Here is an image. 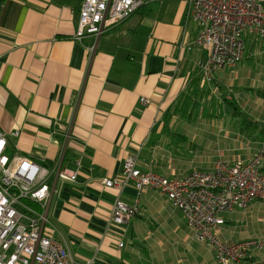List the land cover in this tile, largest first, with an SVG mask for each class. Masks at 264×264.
Here are the masks:
<instances>
[{"label":"crops","instance_id":"1","mask_svg":"<svg viewBox=\"0 0 264 264\" xmlns=\"http://www.w3.org/2000/svg\"><path fill=\"white\" fill-rule=\"evenodd\" d=\"M81 2L0 0L7 155L49 168L63 158L65 169L78 171L76 183H56L48 210L54 240L76 264H217L158 191L119 192L103 179L120 175L129 156L168 179L210 172L219 159L253 158L264 143V38L247 35L244 60L208 80L188 0H146L99 37L92 55L95 37H76ZM116 197L128 206L139 201L122 229L111 224ZM262 204L223 215L220 239L264 243ZM243 264H264V245Z\"/></svg>","mask_w":264,"mask_h":264},{"label":"built area","instance_id":"2","mask_svg":"<svg viewBox=\"0 0 264 264\" xmlns=\"http://www.w3.org/2000/svg\"><path fill=\"white\" fill-rule=\"evenodd\" d=\"M145 2L82 0L77 39L95 37L96 42L88 48L92 55L99 37L127 21ZM188 2L187 18L200 27L193 46L206 54L200 68L208 80L220 69H234L244 60L247 35L264 38V0ZM140 102L148 105L150 100L142 98ZM8 145V135L0 129V264H76L67 249L53 240L56 229L48 210L56 183H75L78 171L64 169L63 158L49 169L18 152L9 156ZM138 165V157L129 156L121 174L103 179V184L119 192L129 185L139 192L158 191L182 213L196 242L210 247L217 264H243L250 250L263 248L259 240L222 241L218 231L226 223L223 215L264 203V143L248 161L219 159L210 172L195 171L183 178H164L142 171ZM139 211V201L128 206L116 197L111 224L121 229Z\"/></svg>","mask_w":264,"mask_h":264},{"label":"rangeland","instance_id":"3","mask_svg":"<svg viewBox=\"0 0 264 264\" xmlns=\"http://www.w3.org/2000/svg\"><path fill=\"white\" fill-rule=\"evenodd\" d=\"M79 12H80V10H79ZM79 15H80V13H79ZM80 17V16H79ZM223 120V119H222ZM9 146V145H8ZM36 163V162H35ZM37 164V163H36ZM39 165V164H38ZM41 166V165H40ZM62 166H63V162H62ZM81 166V165H80ZM43 167H45V166H43ZM47 168H49V167H47ZM63 168H64V166H63ZM49 169H51V168H49ZM65 169V168H64ZM68 170V169H67ZM78 179V178H77ZM76 183V182H75ZM262 203V202H261ZM263 206H264V204H262ZM117 228V227H116ZM118 229H120V228H118ZM122 229V228H121ZM53 240H54V238H53ZM55 241V240H54ZM56 242V241H55ZM59 244V243H58ZM62 246V245H61ZM68 251V250H67ZM69 252V251H68Z\"/></svg>","mask_w":264,"mask_h":264}]
</instances>
